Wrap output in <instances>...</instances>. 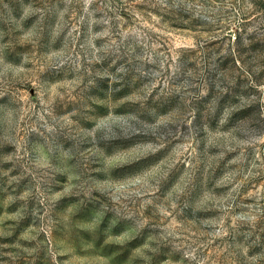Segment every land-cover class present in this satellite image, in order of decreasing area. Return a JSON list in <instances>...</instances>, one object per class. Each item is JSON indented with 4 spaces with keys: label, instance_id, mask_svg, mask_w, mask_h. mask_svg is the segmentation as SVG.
Instances as JSON below:
<instances>
[{
    "label": "rangeland",
    "instance_id": "obj_1",
    "mask_svg": "<svg viewBox=\"0 0 264 264\" xmlns=\"http://www.w3.org/2000/svg\"><path fill=\"white\" fill-rule=\"evenodd\" d=\"M0 264H264V0H0Z\"/></svg>",
    "mask_w": 264,
    "mask_h": 264
}]
</instances>
